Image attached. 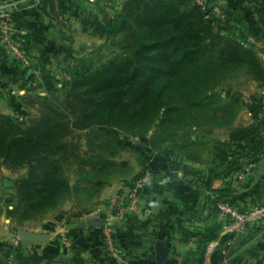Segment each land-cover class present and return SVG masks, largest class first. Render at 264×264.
I'll return each instance as SVG.
<instances>
[{"label": "trees", "instance_id": "trees-1", "mask_svg": "<svg viewBox=\"0 0 264 264\" xmlns=\"http://www.w3.org/2000/svg\"><path fill=\"white\" fill-rule=\"evenodd\" d=\"M244 1L264 32V0ZM212 2L207 0L205 10L196 0L127 1L116 16L104 17L107 40L91 53L92 62L85 64L87 57L77 60L83 68L74 62L70 79L53 85V91L43 95L31 89L19 95L20 101L34 98L38 115L26 120L0 112V168L25 170L14 180V206L6 211L17 225L59 210L85 190L83 183L90 190L99 188V195L123 166L116 157L131 137L169 166L203 162L210 150L205 138L228 128L234 150L222 173L233 177L239 167L258 162L264 154V96L253 92L246 100L244 92L252 82L264 85V62L255 47L222 28L228 22L241 23V15L222 4L223 20L213 13ZM14 22V38L29 55L31 35L21 32L20 15H14ZM115 35L120 40L112 39ZM106 46H111L109 54L101 55ZM104 57L107 60L101 62ZM14 62L22 67L17 59ZM35 62L40 70V60ZM32 71L26 68V76ZM60 91L65 93L64 106L54 95ZM245 106L255 109L253 121L235 126ZM147 170L152 171L144 160L132 182ZM213 192L209 212L220 202L236 206L230 187ZM205 209L204 205L198 212L183 213V236L196 238L198 250L181 264H200L208 230L190 229L186 222H204L198 216ZM3 212L1 205L0 217ZM15 252L18 258L19 249ZM221 255L220 251L219 262Z\"/></svg>", "mask_w": 264, "mask_h": 264}, {"label": "crops", "instance_id": "crops-1", "mask_svg": "<svg viewBox=\"0 0 264 264\" xmlns=\"http://www.w3.org/2000/svg\"><path fill=\"white\" fill-rule=\"evenodd\" d=\"M106 2L107 0H0L6 8L13 10L14 15L21 16V32L31 35L29 55L40 60L41 73L50 70L51 74H59L60 68L65 64L67 68H71L77 54L90 51L96 46L93 40H96L97 35L91 29L95 24L90 23L94 18L95 22L103 24L101 15L96 11L101 13ZM213 2L233 8L241 15V23L228 22L222 28L238 36L245 44L255 47L264 62V32L253 8L244 0ZM99 29L100 32L104 30L101 26ZM2 44L0 41V80L9 85L8 91L21 95L26 92L30 76H26L25 67L18 68L15 65L16 58L13 54L6 53ZM253 92L264 96V85L252 82L244 92L246 100ZM253 111L255 109L245 106L235 126L251 123ZM205 141L210 150L203 162L186 161L169 166L149 146L140 143V147H133L136 150L142 148L149 153V158L144 160L149 162L153 181L141 190L138 212L118 220L116 237L121 250L118 258L108 255L103 237L107 202L125 197L130 191L132 179L142 172V167L112 181L109 188H105L107 194L98 195L93 208L72 209V203H69L71 205L68 208L59 210L40 226L27 228L47 235L48 241L45 243L19 240L18 245H15L16 238L4 225L3 229L0 228V264H160L156 259V247L159 244L168 249L167 258L161 264H181L189 257V253L198 250L196 238L187 240L183 236L180 227L183 213L198 212L204 205L205 212L198 216L201 220L204 218V222L196 223L190 218L186 225L190 229L207 228L209 242L200 264H217L219 252L235 233L226 223L219 221L215 212H209L215 198L213 191L230 187L232 200L243 211L264 207V154L255 164L247 183L239 185L233 177L222 173L230 164L234 150L229 139V129H217ZM239 149L242 151L243 147L240 146ZM6 217L5 210L0 217V225L2 221H8ZM247 230L243 233V241L236 244L238 253L234 254L229 264H264V243L253 244L252 238L247 236ZM16 249H19L18 258Z\"/></svg>", "mask_w": 264, "mask_h": 264}, {"label": "rangeland", "instance_id": "rangeland-1", "mask_svg": "<svg viewBox=\"0 0 264 264\" xmlns=\"http://www.w3.org/2000/svg\"><path fill=\"white\" fill-rule=\"evenodd\" d=\"M127 1L129 0H107L106 4L103 6L104 9H102L101 13H99V11H96L97 14L101 15L100 17L101 22L103 23L102 25L98 24L99 22H95L96 20H94V18L91 20V23H90L91 25L95 24V26L94 27L92 26L91 29H93V33L97 35V37H95L96 40H93L94 43L96 42V46H93L91 48L92 50L90 51L86 50L82 54H77L74 57L75 62L84 57H87L88 59L85 62V64L92 62V60H90L91 58L89 57L91 53L98 50V48L103 47L107 40V31H106L107 29H105L107 27H104L106 26V24H104V17L107 15L110 17L116 16L117 13L122 9V7ZM100 26L102 29H104L102 32H100L101 31L99 29ZM120 38L121 37L119 35H115L114 38L112 39H116L118 41L120 40ZM110 47L106 46L105 48L101 49L100 54L108 55L110 52L109 51ZM115 48L117 52L120 51L117 45L115 46ZM112 55H115V54H112ZM105 58L106 57H104V59H101V62L106 61L107 58L106 59ZM95 60L99 61L100 58L96 56ZM76 63L80 65L81 68L85 66L84 64H81L78 61ZM66 68L67 66L65 64L63 67L60 68L61 71L59 74H51L49 70V71H46L45 73H42L39 77L35 76L34 78L30 76L28 80L27 88L25 89L26 92L22 94L24 95L25 93H28L31 89H33L34 91L39 90V92L41 93L45 91H49L51 89H52L51 91H53L54 90L53 85H55L56 87L59 81H66L70 79L69 68H67V70ZM0 78H1V75H0ZM0 83H2L0 84V112L1 113L12 115V116L19 117L21 119H26V120L30 119L34 115L39 114V112L37 111L38 107L33 103L34 98L31 100L20 101L19 95L17 93H11V91L7 90V87H9L8 84L6 83L3 84L1 80H0ZM47 88H50V89H47ZM224 94L225 95L229 94V91L226 90ZM54 95H58L57 96L59 97L58 103L64 106L65 105V96H64L65 93L60 91ZM122 135L127 136L126 133H123ZM97 141L100 142L101 140H97ZM140 143L141 141H139V138L133 139L132 137L130 138L129 141L126 142V145H127L126 148L122 150L121 153L118 154V156L116 157V160L119 163L123 164V166L121 165L122 166L120 167L121 169L119 168L114 171L116 172L115 175L110 176L107 180L108 182L109 181L112 182L116 180L117 178L129 175L132 172H134L137 167H142V163L144 159L149 158V153L146 152L142 148H140L139 150H136V148H133V147L139 146ZM24 172L25 170L13 172L11 170H8L5 166H2L0 168V206L2 205V207H4V211L5 210L7 211L8 209L13 208L14 206V202H13L14 180L18 176L23 174ZM75 178L76 177L73 175L72 176L73 183H74ZM81 187H83L86 191L82 189L78 193L74 194L75 199L71 200L70 202L65 203L59 210L68 208V206L71 205L69 203H72V206H71L72 209L75 208V209L81 210V209H91L94 207L95 202L99 198L98 197L99 188H92V190H90V188L87 187L85 183H83ZM106 187H108V185ZM106 187H104L101 190L100 194L102 195H104L105 193L107 194V189L105 190ZM82 193H86L87 196H82ZM59 210L49 213L42 219L31 221V222L27 221L22 226L17 225L16 221L13 220V218L11 217V214L6 213L7 215L6 219L8 221L7 222L2 221L0 228L3 229L5 225L8 229H10L11 233L14 235L16 240H20L17 234L19 229H27V228L33 229L36 226H40L44 220H46L47 218L51 216H54L56 212H58ZM248 226L250 227V229L247 230ZM248 226H246L245 229L247 230L246 232H248L247 236L252 238V243L256 245H258L259 243H264V231H262V229L264 228V216L261 218H258L257 216L254 215ZM245 229L239 232H235V234L230 238L229 243L227 241L226 245L221 250L222 255L220 258V262L218 264H229L232 258L234 257V254L236 255L238 253L237 245L238 243H241L243 241L242 238H243V233ZM233 244L235 245L237 244L236 247L232 246Z\"/></svg>", "mask_w": 264, "mask_h": 264}, {"label": "built area", "instance_id": "built-area-1", "mask_svg": "<svg viewBox=\"0 0 264 264\" xmlns=\"http://www.w3.org/2000/svg\"><path fill=\"white\" fill-rule=\"evenodd\" d=\"M196 3L202 6L203 9L209 10L207 0H196ZM222 6L223 5L220 3H211L215 16H219L224 20L225 14L223 13ZM211 18L213 19L214 17L211 16ZM16 32L13 10L6 8L4 4L0 3V41L5 47V52L13 54L23 67L32 68L33 71L29 76L39 77L42 73L37 68L35 59L29 56L23 48V45L14 38ZM41 94L44 95L46 92ZM254 168L255 164L252 163L239 167L238 171L233 175L237 184L245 185L249 176L253 173ZM152 181L153 173L152 171L147 170L141 177L131 183L130 191L125 197L108 200L103 226V237L107 253L111 258H118L121 254L116 237L118 220L126 215L138 212L141 205V190ZM211 201L212 198H210V202ZM210 202H208V204H210ZM215 214L219 221L226 223L235 233L244 230L246 225L251 222L254 215L258 218L263 217L264 207H257L252 210L243 211L226 201L218 203ZM14 243L15 245H18L19 240H16Z\"/></svg>", "mask_w": 264, "mask_h": 264}, {"label": "water", "instance_id": "water-1", "mask_svg": "<svg viewBox=\"0 0 264 264\" xmlns=\"http://www.w3.org/2000/svg\"><path fill=\"white\" fill-rule=\"evenodd\" d=\"M18 237L22 241H29V242H36V243H45L48 241V236L41 234V233H36L33 232L29 229H19L18 232ZM156 259L158 263H163L165 259L167 258L168 255V249L162 245L159 244L156 247Z\"/></svg>", "mask_w": 264, "mask_h": 264}]
</instances>
